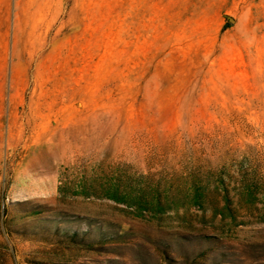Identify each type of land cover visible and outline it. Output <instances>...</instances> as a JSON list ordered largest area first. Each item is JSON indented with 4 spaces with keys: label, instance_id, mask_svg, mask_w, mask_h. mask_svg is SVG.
Instances as JSON below:
<instances>
[{
    "label": "rangeland",
    "instance_id": "374dc122",
    "mask_svg": "<svg viewBox=\"0 0 264 264\" xmlns=\"http://www.w3.org/2000/svg\"><path fill=\"white\" fill-rule=\"evenodd\" d=\"M0 264H264V0H0Z\"/></svg>",
    "mask_w": 264,
    "mask_h": 264
},
{
    "label": "trees",
    "instance_id": "16d2710c",
    "mask_svg": "<svg viewBox=\"0 0 264 264\" xmlns=\"http://www.w3.org/2000/svg\"><path fill=\"white\" fill-rule=\"evenodd\" d=\"M77 235L76 234H73L72 237H76Z\"/></svg>",
    "mask_w": 264,
    "mask_h": 264
}]
</instances>
